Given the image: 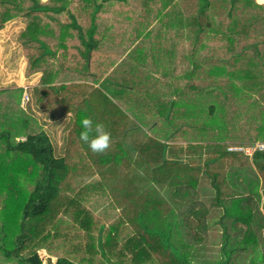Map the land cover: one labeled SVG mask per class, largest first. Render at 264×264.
Here are the masks:
<instances>
[{"label": "trees", "instance_id": "trees-1", "mask_svg": "<svg viewBox=\"0 0 264 264\" xmlns=\"http://www.w3.org/2000/svg\"><path fill=\"white\" fill-rule=\"evenodd\" d=\"M173 1L162 0L166 10L157 11L178 26L174 38L164 40L190 42L177 47L174 103L163 109L166 102H158L152 113L170 119L171 134L184 133L189 125L172 119L192 118L189 102L203 103L212 90L211 124L197 122L196 131L224 129L231 115L235 122L228 123L242 142H190L187 148L208 150L174 153L177 142L164 143L141 128L101 87L49 84L42 76L30 90L34 105L47 110L50 120L71 113L56 155L50 136L19 106L24 89H0V264H264V149L253 152L252 164L242 151L227 149L253 144L264 131L256 121L264 116L263 104L247 101L254 87L264 100V3ZM99 9L96 0H0V30L15 18L24 23L18 42L27 76L49 64L40 33L49 23H62L64 12L83 42L81 70L91 72V24ZM84 23L91 27L83 30ZM14 92L20 113L13 111ZM238 102L242 112L234 115ZM85 116L111 133L106 153L93 154L80 141ZM19 177L28 181V191ZM207 244L217 247V259L208 261L202 251ZM193 245L199 247L187 252Z\"/></svg>", "mask_w": 264, "mask_h": 264}, {"label": "rangeland", "instance_id": "rangeland-1", "mask_svg": "<svg viewBox=\"0 0 264 264\" xmlns=\"http://www.w3.org/2000/svg\"><path fill=\"white\" fill-rule=\"evenodd\" d=\"M142 1L143 0H125V3H123L127 6L133 7L132 9L134 11H138L139 14H132V16L134 17L133 22L127 24L128 26H126L128 30L127 33L129 34L124 35L122 33L123 36L118 40V42L123 45V49L121 50L122 52H116V59L112 61L113 63L116 62V64L112 68L113 71L111 73V80H105V82L101 84L102 87L110 85L107 84L108 82L112 84V88L110 89L111 93L108 94V96H110L111 99L115 103H117V105L133 120L137 121L141 128L146 131H151V134L155 135V137H157L162 142H177L181 147L180 149L175 148L174 150H171L174 153L192 155L197 151L206 152L208 150H202L199 148H187L185 144L190 142H203L204 144H209L213 140L214 142L218 141L220 145L228 143L236 144L242 142L240 136L234 133L233 124H229L235 122L231 115H228L227 118H225L227 119V127L224 129L211 127L209 128V126H205L207 128H205L203 132H201V130L196 131L195 127L197 122L198 124H200L203 120H205L207 122L206 125L211 124L212 117L207 111V105L213 103H215L216 105V102L213 100V96L211 93L212 90L209 95H207L203 103H199V105H196L195 102H189L188 107L191 108L192 111L194 110V114H190L192 115V118L190 117L182 121L177 120L178 122L175 118L172 119V121L176 122L177 125L187 124L190 126H188L189 129L187 127V131H185L184 133L179 132L176 134H171V132L175 130V126L170 122V119L168 120L165 119V117H158L156 115H153L152 111L156 107L153 110L152 108L154 105H158V102H160V104H163V101L166 102L162 107L163 109H168L169 104H172V102L174 103V99L177 94H174V90L176 89V87L173 84V69L176 64V56L178 53L177 47L182 43L181 46H183L184 49L189 44L190 39L182 38L180 42L179 40L173 39V43L166 44V41L164 42L163 39L174 38V35H171L170 37L171 29H166V25H164V27L160 25L164 23V21H166L163 19L161 14L159 15V13H157V11L162 9V0H154L153 2H148L146 4H143ZM172 3H174L173 0ZM179 6L183 7V3L179 2ZM144 7H148V13L146 14L139 12L141 9L144 10ZM139 16L141 18L143 17V19L144 17L146 19L148 18V23L143 22L144 20L139 21ZM66 18L67 17H65V19ZM117 23L119 24L120 22L117 21ZM149 23H152L153 25L148 30V28L146 29V26ZM14 25L15 24H12L11 21H8L2 28V32H0V86L6 89H14L16 87H19L17 85L24 83L22 81V73H24L26 69L25 65L23 70V60H21L20 57L21 49L17 48V46L15 45V34L16 32L17 34L19 32L18 30H16ZM129 35H131V38H133V40L127 41ZM3 43H7L8 46L6 47L5 44L3 45ZM205 51L206 49L202 50V52ZM206 52L208 53V50ZM122 53L123 55L121 56ZM15 54H19L18 57ZM108 60L111 61L112 59L108 58L104 64H110V61ZM179 64L180 65L178 66H185L182 62H179ZM253 89L254 93L248 96L247 101L251 103L254 100H258V104L261 103V105L263 104L264 107V100L262 101L261 97L256 94L257 88L254 87ZM247 91H250V89H248ZM12 97L14 99V103L16 104L14 105L13 111L15 113H20V110L17 108L18 93L14 92ZM20 103L21 101L19 100V106ZM194 104L198 109H194ZM23 108L22 110L24 112H28V103H25V105H23ZM219 108V106H215L214 114L218 119L223 120L222 116H224V113ZM242 108L243 107L241 105V102H238L234 115L241 114ZM166 112L167 110L164 111L163 116L166 115ZM180 118H182V116ZM245 119L240 118L242 123H245ZM256 121L259 124L264 125V116H258V119ZM60 127V125L58 128L54 125L51 129H49L50 131L48 130V135L50 136V138H52L54 150L56 153L61 147L62 134L64 135V137L66 135V132L64 130L63 133H60ZM161 127L165 128L161 129ZM19 137L24 136L18 135L16 139ZM258 139L260 140L256 142L264 144V131H259ZM19 180V185L21 184L22 186H24V189L27 190L25 185H27L28 181H26L23 177H19ZM206 195L210 196V192H207ZM205 199H207L208 201L209 198L205 197ZM2 200L3 199L0 198V205L2 203ZM216 217V214L213 213L211 219H216ZM1 218H3V216L0 209V225H2ZM204 253L208 261L217 259L218 251L215 245L208 244L207 251ZM54 259L55 257L52 256V260ZM1 261H3V259L0 257V262Z\"/></svg>", "mask_w": 264, "mask_h": 264}, {"label": "crops", "instance_id": "crops-1", "mask_svg": "<svg viewBox=\"0 0 264 264\" xmlns=\"http://www.w3.org/2000/svg\"><path fill=\"white\" fill-rule=\"evenodd\" d=\"M46 1V0H42ZM97 3L100 5V9L98 10L97 16L95 18V21L92 25L93 28V37L95 40L94 49L92 51L91 55H88V64L92 61L94 69L91 72H85L81 70L83 57L80 53V49H84L81 42V39L78 37V31L74 29L73 26H69L66 24V14L63 12L60 14L61 20H63L62 23H49L47 24V27L45 30L40 33V37L43 38L45 41V44L48 48L46 49V52H49L51 56L48 58L49 64L45 66L44 68L41 67V69L37 70L36 72H33L29 75H25V73H22L23 82L20 85H17L19 87H27L26 90L30 94L31 88L36 85L41 77H45L46 82L49 84H55L60 82H89L93 84L95 87H101L106 91V93L110 94V89L112 88V84L108 82L107 84H110L108 86H101L102 83L105 82L104 78L110 77L111 79V73L112 68L115 66L116 62L113 63L116 58V52L121 51L123 49V45H121L118 40L120 37H122V33L124 35H127L129 33L127 30L128 26L127 24L133 22V16L132 14H139L138 11H134L131 6H127L123 3L125 1H116V0H96ZM258 2V0H256ZM261 3V2H259ZM141 9V8H139ZM138 9V10H139ZM145 9V7H144ZM166 9L162 8L160 10L161 14L164 13ZM140 13L146 14L148 13V7L143 10L141 9L139 11ZM139 21L147 22L148 18L146 19L144 17L141 18L138 17ZM115 20V21H114ZM121 20V21H120ZM12 24H15L14 27L16 30H18V34L16 32L15 34V45L17 48L21 49V60H23V70L24 66L26 65V58L23 54V50L21 47V44L17 42V37L21 33V31L24 29L25 25L24 23L19 19L15 18L10 20ZM117 21L120 23L118 24ZM174 20L171 21H164V23L160 24L162 27L164 25L167 26L166 29L170 28V37L171 35H175L174 31L177 30V27L175 23H173ZM154 23V22H153ZM80 22L78 23V25ZM82 25V24H81ZM152 23L147 24L146 29L148 30L152 27ZM90 24L86 25L85 23L82 25L83 30H88ZM91 27V26H90ZM119 28V29H116ZM132 29V28H131ZM133 30V29H132ZM2 32V29L0 30ZM131 34V32H130ZM86 35V33H85ZM165 39V38H164ZM163 41H169L164 40ZM133 40L131 38V35H129L127 41ZM168 43H173L171 40ZM7 47V43H3V45ZM122 52V51H121ZM120 52V53H121ZM20 53V52H19ZM16 55V54H15ZM19 54L16 56L18 57ZM123 53L121 54V56ZM112 59L110 61V64H104L107 59ZM107 61V62H108ZM104 64V65H103ZM44 69V70H43ZM30 80V81H29ZM4 87L0 86V89ZM122 100V99H121ZM28 103V114L36 121L38 124L42 127V129L47 133L48 130L51 129L54 125L58 128L59 125L60 133H63V130L66 132L67 128L71 122V113L67 112L64 114L61 118L58 120H50L49 119V113L47 110H44L42 108H39L34 105L32 96L30 95V100ZM23 108V107H22ZM50 131V130H49ZM64 135L61 136V147L55 154L60 155L62 153V147L64 142ZM53 149L54 145L52 142V138H50ZM251 164L253 163L252 156H248ZM262 161V160H257ZM199 246L193 245L188 247L186 249L187 252H190V250H195ZM208 248V244L205 245V247H202V251L206 252Z\"/></svg>", "mask_w": 264, "mask_h": 264}, {"label": "clouds", "instance_id": "clouds-1", "mask_svg": "<svg viewBox=\"0 0 264 264\" xmlns=\"http://www.w3.org/2000/svg\"><path fill=\"white\" fill-rule=\"evenodd\" d=\"M264 3V0H258ZM82 128L79 139L87 145L88 150L93 154H104L111 147V133L105 130L103 123H95L90 117H82L80 120Z\"/></svg>", "mask_w": 264, "mask_h": 264}, {"label": "built area", "instance_id": "built-area-1", "mask_svg": "<svg viewBox=\"0 0 264 264\" xmlns=\"http://www.w3.org/2000/svg\"><path fill=\"white\" fill-rule=\"evenodd\" d=\"M27 87H24V90L21 94L20 98V106L23 107L25 103H27L30 100V95L26 90ZM17 139H24V137H19ZM228 150L231 151H242L244 154L251 156L255 150H263L264 149V144L255 142L253 144H247V145H230L227 147ZM54 264V263H52Z\"/></svg>", "mask_w": 264, "mask_h": 264}]
</instances>
